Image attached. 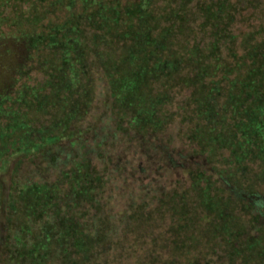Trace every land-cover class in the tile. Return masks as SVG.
<instances>
[{
  "label": "rangeland",
  "instance_id": "rangeland-1",
  "mask_svg": "<svg viewBox=\"0 0 264 264\" xmlns=\"http://www.w3.org/2000/svg\"><path fill=\"white\" fill-rule=\"evenodd\" d=\"M69 1L70 6L68 0H0V264H65L64 251L75 249L63 240L49 242L47 234L67 211V203L73 207L75 202L73 212L88 211L82 220L93 222V232L99 218L107 217V238L113 244L102 252L97 240L92 252L82 250L70 258L82 259V264L89 258L96 264H163L170 250L162 247L160 234L168 221L156 214L149 223L129 228L122 212L137 197L146 200L147 195L186 189L198 213L193 221L200 233L195 235L206 236L205 245L193 253L198 261L264 264V128H241L248 125L253 107L246 104L255 95L233 80L248 72L251 61L239 66L240 59L231 56L247 55L264 43V0H226L229 8L223 13L232 17L225 19L230 22L228 35L221 40L212 34L214 8L207 9L219 0H153L159 18L150 33L169 36L166 52L188 58L201 49L214 54L203 60L215 66L203 82H186L185 77L193 76L190 67L153 82L155 92L170 95L162 107L172 115L158 126L148 124V112L127 108V117L122 116L125 110L112 90L111 72L117 65L122 73L142 65L144 55L134 52L140 44L113 38L115 27L103 29L91 5ZM72 13L76 50L71 59L61 60V40L68 33L57 23ZM125 54L129 61L123 63ZM63 69L65 75L57 79ZM212 80L221 83L217 107H208L217 113L211 125L200 98ZM230 93L235 97H228ZM58 97L62 107L52 103ZM256 120L262 123L264 115ZM53 124L52 132L42 131ZM97 172L104 184L91 192L94 182L85 175ZM80 174L81 186L92 183L90 192L77 200L74 188ZM37 185L45 187L35 189ZM54 202L62 211L59 217L51 213ZM60 231L59 223L55 239ZM212 238L220 243L215 253L208 246Z\"/></svg>",
  "mask_w": 264,
  "mask_h": 264
},
{
  "label": "trees",
  "instance_id": "trees-1",
  "mask_svg": "<svg viewBox=\"0 0 264 264\" xmlns=\"http://www.w3.org/2000/svg\"><path fill=\"white\" fill-rule=\"evenodd\" d=\"M153 2V0H139L133 2L130 0L127 2H124L123 0H82V6L86 7L91 5V7L94 8L93 14L96 15L95 17H98V21H102L99 25L103 29H111L115 27V30L111 33L113 38L115 37L126 41L134 39L132 45L137 43L140 44L139 47L133 49L134 52H139L144 55L142 65L136 64L130 72L126 71L125 73H122V70H119L120 67L117 65V71L111 72L113 85L116 86L112 88V90L114 95L118 96L120 100L116 99V102H120L123 105L122 109L125 110L122 116L127 117V108L138 114L143 111L148 112L150 113L148 124L158 126L162 124L164 118L168 119L172 115L168 110H164L162 107L166 104L165 102L170 99V95L162 90H157L155 92L153 82H157L160 77H168L171 74V71H178L184 67H190L193 70V76L191 78L188 76L185 77L187 83L189 81V83L192 84L198 83L197 81L203 82L206 77L212 75L210 71H214L215 66L212 67L213 65L207 64L203 60L204 58L209 59L211 54H205L201 49H197L196 52L189 55L188 58H184V56L182 57L180 55L181 53L176 52L175 50H168L169 52H166L165 43L169 40V36L165 34L166 36L162 35L163 37H153L150 33L152 28L157 27V19L159 18L153 10ZM227 2L228 1L226 0H219L212 6L209 5L207 8L208 10L212 9V7L214 8V23H212L211 29L212 34L216 36L217 40H221L223 36L228 35L226 30L229 27L228 25L230 22H225V19L230 20L232 16L229 12L223 13L224 11L226 12L227 7L229 8ZM67 4L68 6L71 5L69 0ZM231 6L233 5L231 4ZM75 19V13H72V15L66 18L64 22L57 23V25H61V27L59 26L61 29L67 30L66 32L68 33V35H65L64 37L65 40H61V43H64L62 46L63 51L59 52L60 57L58 59H71L72 56L68 58L69 54L73 49L76 50V47H74L76 37L72 36V32H75L77 28ZM77 22L79 23V21ZM57 25H55L54 29L57 28ZM120 29L122 30L120 31ZM53 35L56 36L57 34L54 33ZM150 42L154 43V45H150ZM263 46L264 43L260 46L257 45L253 47V49L244 56L231 54V56H234L236 59H240L241 63L237 61L239 66L240 64H242V66L249 64L247 60L251 61V66H249V70H247L248 72L245 75L240 74L236 77L237 79L235 78V80H233L234 82L239 81L244 89H247L248 87H250L251 90L253 89L255 95L252 102L246 104V107H253V111L249 114L247 121L248 125L241 127L242 129H245V131H247V129L249 130L250 127H253L254 124L257 125L260 131L264 128V121L262 123L258 120L255 121V118L257 119L260 115H264V111H259L264 110V53L261 51ZM128 49L131 48L129 47ZM215 49L216 48H213L214 51ZM63 53L66 57L63 56ZM211 57L213 58L214 54ZM128 58V54H125L122 56L121 61L126 63L129 61ZM139 58L140 56H136L135 60ZM216 62L221 64L219 58H216ZM63 75H65V70L64 72L62 71V75H57L56 78L58 79L61 76L63 78ZM248 75H250V77H248ZM251 77L255 78L254 80L249 81V78ZM212 82L213 83L208 88L206 95L200 98L205 99V120L211 125L214 124L212 123V118L215 117L217 113H212L208 107H217V95L220 94L221 83L219 80H212ZM252 84L254 87L251 86ZM249 93L251 94V92ZM229 96L233 98L235 97L234 93H230L228 97ZM52 103L55 105L58 104L60 107L64 104L63 100L59 97L56 102ZM255 106L258 110H254ZM136 113L132 114V120L129 118V124L136 118ZM243 122L246 123V121ZM241 124L242 123L239 125L241 126ZM50 127L42 126V131L52 132V129H55L54 124ZM262 133H264V130ZM51 137L56 138V136ZM85 176H89L90 180L94 182L93 188L90 190L91 192L97 191L99 188V185L97 184H104V178L98 172L96 176L91 173H86ZM80 179L81 174L79 177V183H77V186L74 188V191L77 194H75L77 200L81 198V193L85 195L87 192H90L87 188L92 183L87 180L85 186H81ZM42 186L45 187V185H37L35 189H42ZM47 187L48 190L50 189L52 191L54 186L47 185ZM89 198L92 199V201H96L97 197L96 195L91 194L89 195ZM154 203L157 204L156 207H153ZM75 205L76 202L73 204V207H71L70 203H67V211L60 216L61 220L58 223L54 222L50 225L51 232L47 234L49 242L63 240L65 241L64 243H67V245L72 246L75 249L74 251H71L66 248L64 251L65 253H63L66 259L65 264H82V259H72L70 257L73 254L80 255L82 250L86 253L92 252L91 250L97 240L102 244L100 248L102 252L107 251L113 244V241L107 238L108 230L110 229V226L106 227L107 217L99 218L100 226L97 225L93 232V230H91V224L93 225V222L88 223L86 220H82L83 218H86L88 211L74 213L73 209L75 208ZM191 205L192 202L188 196L187 189L182 192L175 190L172 192L169 191L160 194H153L150 197L147 195L146 200L137 197L135 202L130 205L128 211L122 212V214L124 220L129 224V228L131 224H134L135 228H138L143 223H149L156 214L160 215L164 222L167 223L168 221L167 226L163 228L162 233L160 234L161 237L164 236L163 240L161 239L162 247L170 250L169 256L163 258V264H203L197 260L193 253L198 246L205 243L204 237L206 236L203 234L201 237L195 235L196 233H200V230L195 228L193 221L198 217V213L193 211ZM96 206L97 212H101L103 208L102 205L98 203ZM50 207L53 217H59V214L62 211L58 208V203L54 202ZM59 223L62 227V231L56 234L59 237L58 239H55L54 229ZM129 228L125 227L124 232H127ZM215 239L216 238L213 240L212 238L211 240L213 241L212 246H210L211 243L208 244L210 251L214 253L217 250L216 246L220 247V243L217 241L218 239ZM88 260L89 261L86 264H96L95 260H92V258H89ZM211 262L212 261H207L204 264H211Z\"/></svg>",
  "mask_w": 264,
  "mask_h": 264
}]
</instances>
